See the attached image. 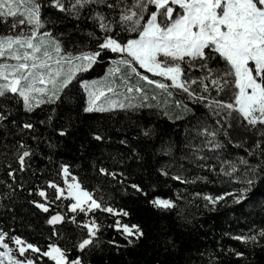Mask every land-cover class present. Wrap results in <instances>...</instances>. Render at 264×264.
<instances>
[{
  "label": "snow or ice",
  "instance_id": "snow-or-ice-1",
  "mask_svg": "<svg viewBox=\"0 0 264 264\" xmlns=\"http://www.w3.org/2000/svg\"><path fill=\"white\" fill-rule=\"evenodd\" d=\"M101 62L104 77L86 78ZM161 95V114L184 122L178 136L140 115ZM241 170L244 186L193 196L210 211L229 199L253 209L247 232L224 234L243 250L188 246L157 222L185 198L161 195L170 182ZM105 184L135 209L97 197ZM257 253L264 0H0V264H252Z\"/></svg>",
  "mask_w": 264,
  "mask_h": 264
},
{
  "label": "trees",
  "instance_id": "trees-1",
  "mask_svg": "<svg viewBox=\"0 0 264 264\" xmlns=\"http://www.w3.org/2000/svg\"><path fill=\"white\" fill-rule=\"evenodd\" d=\"M70 27V26H69ZM108 64L106 62H101L100 65L94 66L93 70L85 74L88 79H102L107 72ZM159 90H157L158 92ZM176 98H180L177 95ZM164 97L161 95L159 102L160 108H153L151 110L144 109L141 111L140 115L142 119L149 120L155 124L159 130L169 135L178 136L181 132L183 121H176L175 124L168 117L161 114L164 104ZM152 103L156 104L157 101ZM168 110L171 114H176L179 109L175 107L174 104H168ZM240 155H246L243 150L240 151ZM66 156L71 157L73 154L71 152L65 153ZM60 180V177H56ZM214 179V177H211ZM227 179V178H225ZM243 171H240V178L233 179L230 182L221 183L217 181L216 183H205L199 181L195 184L183 185L179 182H170L174 185L173 187L165 186L161 189V195L165 198L177 199L178 194H183L184 199L177 200V208L171 213L164 214L158 219V223L161 225H169L173 229L174 234H176L179 240L188 246L195 247L197 245L207 246L212 248L218 243L225 245L226 247H240L243 250V246L239 242L234 241L229 238L225 233L240 234L241 232H247L248 225L255 216L249 217V213L253 212V209L249 205L241 207L240 205H235L228 200V204L224 205L221 202V206H218L215 210H209L205 207V201L201 197H194L193 193H208L212 195L222 194L224 191H233L236 188L244 186L242 183ZM62 182V181H61ZM96 181H92V186L96 185ZM90 186L89 190H92ZM105 195V198L112 197L108 202L112 203L114 206H124L128 204L130 208L135 209V206L131 204L130 197L127 193L121 191L120 186L115 184H105L103 185L101 191L95 192V195L99 197L101 194ZM228 199V198H226ZM179 213V215L177 214ZM106 214H100V220L102 223L111 222L112 217H107ZM128 219V218H125ZM18 231L22 233L25 237L32 240H39L41 237L38 233H34L31 228L19 227L16 225ZM111 233V229L108 230ZM219 250V248H217ZM233 261L235 258H232ZM252 264H264V253H257L256 256L252 258Z\"/></svg>",
  "mask_w": 264,
  "mask_h": 264
}]
</instances>
